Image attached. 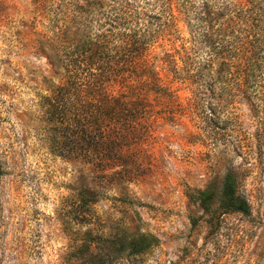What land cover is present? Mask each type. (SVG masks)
<instances>
[{"label": "rangeland", "instance_id": "rangeland-1", "mask_svg": "<svg viewBox=\"0 0 264 264\" xmlns=\"http://www.w3.org/2000/svg\"><path fill=\"white\" fill-rule=\"evenodd\" d=\"M172 1L173 23L149 61L177 102H118L98 123L103 134L61 155L43 97L66 80L63 40L96 32L101 14L82 0H0V264H264V45L258 61L230 63L223 102H195L201 92L173 78L210 58L203 32L232 45L219 35L227 16L264 34V0ZM203 3L222 13L211 30ZM230 169L247 213L217 209Z\"/></svg>", "mask_w": 264, "mask_h": 264}, {"label": "trees", "instance_id": "trees-1", "mask_svg": "<svg viewBox=\"0 0 264 264\" xmlns=\"http://www.w3.org/2000/svg\"><path fill=\"white\" fill-rule=\"evenodd\" d=\"M156 1L164 5L161 12L131 9L128 2L82 0L80 8L87 13L96 10L102 18L96 23V32L88 30L85 33L82 28L81 34H74L70 41L63 40L62 66L66 80L50 95L43 97L44 102H48L49 117L60 132L54 145L58 154H71L80 145L94 142L97 135L104 133V128L100 132L98 123L103 117L115 114L118 102H177L175 89L162 81L149 61L151 48L163 29L171 27L174 19L173 1ZM221 17L222 13H214L207 3H203L200 19L208 30L212 29V21ZM241 25L247 28L229 32V29ZM219 31L220 36L232 40L231 46L224 38L215 44L211 33L203 32L202 41L210 51V58L203 66L192 70L181 72L174 66V80L201 92L195 95V102L226 100V75L230 63L238 59L239 67H243L245 60L258 61L257 50L264 45L263 32L254 31L251 23L236 14L227 16ZM54 36L53 44L62 45L57 40L58 36ZM172 60V55L167 54L165 63L173 64ZM256 66L257 62H253L252 68ZM212 75L215 76L210 80ZM118 84L122 90L113 93L111 87ZM145 113L140 112L139 115ZM121 129L119 127L117 131ZM199 193L203 201H209L211 192ZM217 199V209L221 212H249L248 200L239 192L238 180L232 169L224 174ZM214 213L215 210H211L209 224L213 222ZM132 242L139 245L137 241ZM140 250L133 248L134 252Z\"/></svg>", "mask_w": 264, "mask_h": 264}]
</instances>
